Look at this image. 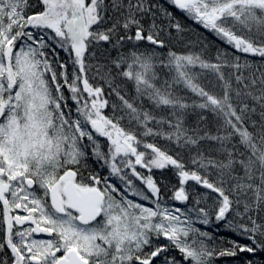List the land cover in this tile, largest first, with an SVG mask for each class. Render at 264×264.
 <instances>
[{
  "label": "snow or ice",
  "instance_id": "snow-or-ice-1",
  "mask_svg": "<svg viewBox=\"0 0 264 264\" xmlns=\"http://www.w3.org/2000/svg\"><path fill=\"white\" fill-rule=\"evenodd\" d=\"M0 264H264V0H0Z\"/></svg>",
  "mask_w": 264,
  "mask_h": 264
},
{
  "label": "trees",
  "instance_id": "trees-1",
  "mask_svg": "<svg viewBox=\"0 0 264 264\" xmlns=\"http://www.w3.org/2000/svg\"><path fill=\"white\" fill-rule=\"evenodd\" d=\"M202 31V30H201ZM205 35H207V33H205ZM195 37H193V39H194ZM212 39V37H210L209 36V40H211ZM221 47H223V46H221ZM211 55L214 57L215 56V52L213 51L212 53H211Z\"/></svg>",
  "mask_w": 264,
  "mask_h": 264
}]
</instances>
